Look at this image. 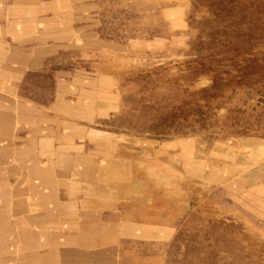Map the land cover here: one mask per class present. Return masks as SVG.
<instances>
[{
  "label": "rangeland",
  "instance_id": "rangeland-1",
  "mask_svg": "<svg viewBox=\"0 0 264 264\" xmlns=\"http://www.w3.org/2000/svg\"><path fill=\"white\" fill-rule=\"evenodd\" d=\"M0 5V264H264V0ZM65 152L117 178L108 240L63 221Z\"/></svg>",
  "mask_w": 264,
  "mask_h": 264
},
{
  "label": "crops",
  "instance_id": "crops-1",
  "mask_svg": "<svg viewBox=\"0 0 264 264\" xmlns=\"http://www.w3.org/2000/svg\"><path fill=\"white\" fill-rule=\"evenodd\" d=\"M13 7H14L13 4L9 5L8 7L11 10V13L13 11ZM3 16L6 17V12L5 15L0 14V19L3 18ZM11 18H13V16H10V19ZM1 22H5V21H3V19L0 20V43L2 44L6 42L5 35L7 32L15 31V34L22 32L21 31L22 25L20 23L21 19H19V21H16L17 22L16 27L19 26V28L9 27V30L11 31H7V28L3 27ZM35 129L39 130L37 126L35 127ZM48 142L50 145V143H52V140L51 141L47 140V143ZM51 160L62 161L66 163L65 169L57 170L58 173L56 172L57 174H63L61 176L62 177L61 182L63 185L62 186L63 188L61 189L60 192L61 199L60 202L58 203L59 205L57 206L58 208H61L62 210L67 212L66 215L68 216V218L63 221H68L69 225L70 224L74 226L78 225L80 227L79 234L78 235L76 234L73 237L74 240L76 242L79 241L81 244H85L86 242L93 241L94 244V243L102 242V240L106 239L105 237L104 239L102 237V235H104L103 231L105 232V234H110V233L114 234L116 231L118 232L119 229H117L115 226L116 225L118 226L119 224V213H117L115 210H118V207L120 206L118 204L119 203L118 201L124 198H121L118 201L117 199L114 200L113 198L112 199L110 198L111 190H113L112 184H118V182L116 181L117 178L115 174H113L111 167L107 171L102 169L94 170V166H92L93 169L91 168L86 170L73 169L75 167L74 165L75 162H86V161L96 162L101 160V159L93 160L91 155H87L84 153H71V152L56 153L55 156L51 158ZM48 173L50 172H47L46 174ZM52 173L55 174V171ZM54 176L55 175H53V177ZM124 196L127 197L126 195H124V192L121 193V197ZM80 217H83L85 219H80L79 221H77V219H79ZM124 224L127 223L125 221L123 223H120L121 226ZM91 230L96 234L93 235V233H91ZM86 233L87 235H89L86 236V238L89 239L88 241L85 240ZM92 235L93 238H91ZM117 240L118 238L115 239L113 238L114 242H116ZM98 247H100L99 249L101 250L102 246L100 245ZM111 247L112 244L104 248L106 249Z\"/></svg>",
  "mask_w": 264,
  "mask_h": 264
}]
</instances>
